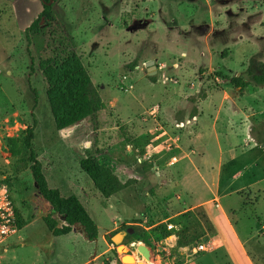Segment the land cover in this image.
<instances>
[{"label": "rangeland", "instance_id": "rangeland-1", "mask_svg": "<svg viewBox=\"0 0 264 264\" xmlns=\"http://www.w3.org/2000/svg\"><path fill=\"white\" fill-rule=\"evenodd\" d=\"M44 11L42 0H0V180L9 185L20 220L31 223L0 246V264H83L90 251L86 264H120L126 255L134 257V264H149L137 251L143 241L127 244L133 227L151 239L153 264H184L213 252L214 242L201 240L206 235L203 210L172 218L179 230H169L165 221L175 210L165 207L166 197L156 192L170 181L164 171L178 169L181 142H195L215 171L217 142H248L250 147L235 154L244 152L245 160L259 157L264 168L259 143L264 142V87L250 85L240 93L232 83L236 76L248 78V67L264 61V0H56L51 18ZM62 31L95 85L109 89L111 99L98 116L97 131L90 120L66 131L56 128L42 64L58 52ZM152 60L158 67L156 81L147 66ZM226 93L230 98L224 101ZM28 128L34 129L33 149L49 187L80 199L99 226L96 241L80 225L66 236L50 231L45 219L53 215L52 207L39 193L31 151L23 146ZM11 138L21 142L19 157L11 154ZM88 151L98 152L102 164L125 182L134 180L133 185L110 200L103 198L77 156ZM243 166L242 159L234 165L236 171ZM203 174L216 188L210 174ZM224 175L226 186L228 171ZM205 185H194L191 201L208 194ZM185 189L172 184L169 199L176 203L179 195H187ZM212 204L219 207L218 200ZM255 209L240 213L236 221ZM258 209L264 212V200ZM137 212L147 215L148 229L129 225ZM166 229L176 233L173 246L164 238ZM198 243L209 249L196 253Z\"/></svg>", "mask_w": 264, "mask_h": 264}, {"label": "crops", "instance_id": "crops-1", "mask_svg": "<svg viewBox=\"0 0 264 264\" xmlns=\"http://www.w3.org/2000/svg\"><path fill=\"white\" fill-rule=\"evenodd\" d=\"M228 98H230V95L226 93L224 101ZM180 101L176 100L174 102H178L180 105L179 108L183 109ZM174 102L169 104L167 108L169 109L171 107L169 112L173 109V106L171 105H173ZM235 104L238 105V109L240 111L245 113L239 104L236 102ZM108 107L109 109H114L112 108L113 106ZM195 112L196 111L194 110V114L192 116L193 118H197L198 122L199 113L195 114ZM179 114L180 116H185L182 112H179ZM221 114L222 112L219 111V120L221 118ZM240 125L242 124L240 123ZM155 134V137L157 138V131ZM161 136L162 135L160 134L158 139H161ZM259 143L260 147L264 148V142ZM250 146L251 145L248 144V142H217L219 159L217 162L218 168L217 171H215L213 165L208 162L205 153H198L195 142H190L189 144L181 142L178 147L179 150H176V153L179 155V159L176 157V160H179L178 169H167L164 171L165 175L170 177L168 184L159 185L158 180H156L157 176H153V184L159 185L160 187L158 188L156 195L158 198H161L162 196L166 197L165 200L167 202L164 204L165 207L170 206L175 210V214L167 219L165 223H170L172 218H179V216H182L190 209L194 210L195 208L199 210L202 209L206 215V220L203 222L206 235L201 240L203 241L208 239L209 241L214 242L215 250L213 252L203 254L198 258L196 257L191 259L184 264H260L256 258L264 260V248L262 243V241H264V212L262 213L258 209L261 204V200H264V168L261 169V161L259 157H252L251 159L248 158L245 160V157H241L246 155L244 152H242V154H235L236 152H239V148L241 149L243 147L247 149ZM158 147L160 148L161 146ZM196 159L199 160V162H197ZM240 159L243 161V170L245 172H242L243 170H235L236 167H234V165ZM157 165V162H154V168ZM186 169L189 171L182 172ZM203 170L210 174L209 177L212 179L213 183H215V181L217 182L216 188H214L213 184V186H211L207 183ZM226 171L229 173V182L226 186H224L222 178L225 176L224 174ZM177 179L179 183H177ZM199 180L202 184H206L203 188L208 191V194L205 197L200 198L197 202H195V200L191 201L190 198L195 196L193 191L194 185H202ZM122 181L125 183L124 180ZM172 184L177 187L185 186V191H187V195L185 197H183V193L177 197L176 203L175 201L169 199L171 191L170 187ZM190 195L192 196L190 197ZM248 196L253 198H249ZM216 200L219 202V207H214L212 204V202ZM250 208H256L252 215H246L244 216L245 219L236 221L238 220L236 218L240 213ZM257 209L259 212H257ZM144 217L146 218L147 215L137 212L133 217H131V221L133 222L129 223V225H139L148 229L143 225V223H140V221L144 220ZM245 221H248L249 223L245 224ZM30 225L31 223L27 224L26 228ZM178 230L179 227L177 226L175 231ZM176 239L177 236L176 233H174L168 238L167 244L170 243L169 245L173 246V242H175ZM250 244H255L256 248L254 250L249 249ZM90 256L91 251L83 264H86Z\"/></svg>", "mask_w": 264, "mask_h": 264}, {"label": "trees", "instance_id": "trees-1", "mask_svg": "<svg viewBox=\"0 0 264 264\" xmlns=\"http://www.w3.org/2000/svg\"><path fill=\"white\" fill-rule=\"evenodd\" d=\"M44 1L49 2L50 0ZM44 5V15L51 18V5ZM34 26L32 25L27 30V33ZM62 33L59 48L56 50L58 52L42 64V69L49 86L48 95L56 128L59 131H66L80 125L83 121L90 120L97 131L99 129L98 116L107 108L106 102L111 99L108 93L109 89L95 85L83 65L82 58L73 49L72 41L64 31ZM246 72L248 78L236 76L232 79L233 85L240 93L244 92L250 85L264 87V61H257L252 64ZM150 79L156 81L157 78L151 77ZM25 134L26 138L23 146L31 151V171L34 180L40 195L52 207L53 215L45 219L50 231L57 237L66 236L72 232L73 227L80 225L83 227L88 239L96 241L99 237L97 222L92 218L87 208L77 196L71 195L65 197L60 190L49 187L42 165L36 158L33 149L34 129L28 128ZM9 143L11 154L19 157L22 154L20 140L18 138H11ZM96 155H98V152L77 153L82 170L90 177L95 188L103 198L110 200L118 193L133 185L134 180L124 183L110 167L102 164ZM15 211L18 229L23 228L26 226V222L20 220L16 208ZM56 215L66 225L61 227L59 220L55 218ZM129 231L131 235L127 242L128 245L136 241H143L147 245L152 246V241L145 232H138L136 227L131 228ZM170 236H172V232L166 229L164 238ZM118 262L121 264L119 259Z\"/></svg>", "mask_w": 264, "mask_h": 264}, {"label": "built area", "instance_id": "built-area-1", "mask_svg": "<svg viewBox=\"0 0 264 264\" xmlns=\"http://www.w3.org/2000/svg\"><path fill=\"white\" fill-rule=\"evenodd\" d=\"M156 112L157 110H153V115ZM184 126L185 123L178 124V128L180 129ZM144 221L143 225L146 226L148 219L145 218ZM166 224L169 230H174L176 228L173 224ZM17 231L16 211L10 188L5 180H0V246L5 245ZM208 249V245L198 243L195 252H206Z\"/></svg>", "mask_w": 264, "mask_h": 264}, {"label": "water", "instance_id": "water-1", "mask_svg": "<svg viewBox=\"0 0 264 264\" xmlns=\"http://www.w3.org/2000/svg\"><path fill=\"white\" fill-rule=\"evenodd\" d=\"M44 4L47 5H52L54 0H50L49 2H46L42 0ZM148 69H149V75L150 77H154L158 73V67L155 61H149L147 63ZM137 251L139 255L144 258L147 262H154L155 261V256H154V251L153 249L147 245L144 242H138L137 243ZM121 261H123V258H121Z\"/></svg>", "mask_w": 264, "mask_h": 264}, {"label": "bare ground", "instance_id": "bare-ground-1", "mask_svg": "<svg viewBox=\"0 0 264 264\" xmlns=\"http://www.w3.org/2000/svg\"><path fill=\"white\" fill-rule=\"evenodd\" d=\"M134 261H135V259H134V257L133 256H131V255H126V256H124L123 257V262H129L130 264H134ZM155 262V261H154ZM154 262H148L149 264H153Z\"/></svg>", "mask_w": 264, "mask_h": 264}]
</instances>
